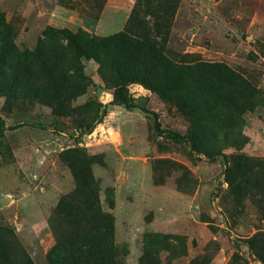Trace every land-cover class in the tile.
<instances>
[{"label":"rangeland","instance_id":"374dc122","mask_svg":"<svg viewBox=\"0 0 264 264\" xmlns=\"http://www.w3.org/2000/svg\"><path fill=\"white\" fill-rule=\"evenodd\" d=\"M127 3L142 17L136 0ZM0 16L20 51L34 50L48 27L96 37V17L60 0H0ZM159 26L167 31L165 54L184 67L181 96L179 85L162 96L130 83L127 93L138 107L112 106L117 87L87 58L70 72L76 84L86 85L84 92L66 108L0 92V247L15 263L25 255L48 264L56 244L49 220L75 190L73 168L79 174L87 164L99 205L114 219L119 264H264L248 245L264 231V0H178L168 24ZM120 28L117 21L103 34ZM215 65L237 79L225 72L219 78L229 84L225 99L197 111L189 101V73L204 81L220 74ZM0 67L7 77L15 62L1 58ZM231 92L243 103L235 112L226 100ZM140 107L157 114L166 134L193 136L201 152L159 136L152 115ZM235 163L248 165L238 202L228 182L229 173L239 174Z\"/></svg>","mask_w":264,"mask_h":264},{"label":"trees","instance_id":"16d2710c","mask_svg":"<svg viewBox=\"0 0 264 264\" xmlns=\"http://www.w3.org/2000/svg\"><path fill=\"white\" fill-rule=\"evenodd\" d=\"M60 1L64 6L91 13L96 19L99 18L105 3V0H81L78 3L76 0ZM177 1L136 0L137 8L142 10V17L133 10L128 16V26L108 36L77 37L67 28L48 27L42 32L32 51H20L14 45L11 30L0 16V59H11L15 62V67L10 68L12 72L7 77L0 67V78L6 77L8 80L6 83L0 80V92H6L7 99L9 94L15 97L23 92L25 99H35L51 110L66 108L84 92L86 85L76 84L75 76H71L70 72L77 73L80 60L87 58L96 61L103 80H111L117 87L112 101L109 102L112 106H123L126 109L138 107L136 100L127 93L126 87L130 83H139L152 92L163 94L162 96L170 90V85L171 89L179 85L178 94L183 95L180 88L183 85L181 77L184 67L169 60L163 46L167 31L158 30L161 28L160 24H168L169 19L173 17ZM145 17H149L150 21H145ZM213 67L220 69V74L209 73L204 81H201V77L197 78L195 70L189 73L192 80L190 87L194 91L191 92L189 101L197 111L202 105L216 106V98L225 99L221 93L227 95L229 84L223 85L224 81L219 79L225 77V72L237 79L229 70L220 68L219 65ZM208 95L211 101L207 98ZM234 95L233 92L229 93L230 99L227 97L226 100L235 112L243 103L236 101ZM140 109L152 115L154 130L159 136H165L175 142L187 141L193 151L201 152L193 136L166 134L160 127L156 113L147 111L144 107ZM106 113L104 106L102 115L105 116ZM100 120L98 119L97 123H100ZM210 122H215V119L210 118ZM91 126L82 125L81 128L90 129ZM3 127V121L0 119V129ZM221 152L218 150L214 156ZM234 165L235 171L241 172L239 171L238 175L229 173L231 179L228 182L233 198L238 202L247 183L242 171L244 169L246 172L248 165ZM75 168V190L61 198L49 220L56 244L48 255V264H119L114 243V219L99 205L98 185L87 164L78 169L79 174L74 171ZM62 224L66 229H63ZM63 230L66 232L63 233ZM248 245L255 256L264 263V231L254 234ZM148 262L152 264V259ZM0 264L33 262L24 255L21 263H15L10 253L0 247Z\"/></svg>","mask_w":264,"mask_h":264},{"label":"crops","instance_id":"0c3cea01","mask_svg":"<svg viewBox=\"0 0 264 264\" xmlns=\"http://www.w3.org/2000/svg\"><path fill=\"white\" fill-rule=\"evenodd\" d=\"M128 6L129 4L127 3V0H109V3H107L103 8L101 17L94 21L95 34L97 36H108L103 34L104 31L109 27L114 26L117 21L120 23L121 31L130 13V8H128Z\"/></svg>","mask_w":264,"mask_h":264}]
</instances>
